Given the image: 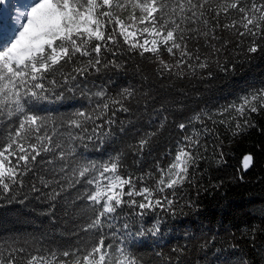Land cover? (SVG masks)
<instances>
[{
	"label": "snow or ice",
	"instance_id": "obj_1",
	"mask_svg": "<svg viewBox=\"0 0 264 264\" xmlns=\"http://www.w3.org/2000/svg\"><path fill=\"white\" fill-rule=\"evenodd\" d=\"M126 10L128 15L123 16ZM262 42L264 0H31L10 32L0 29V122L5 126L0 133V197L15 200L28 186L26 181L35 178L50 189L46 193L49 201L81 185L75 200L89 203L79 213L85 222L77 226L78 231L85 235L76 246L32 251L11 247L0 250V264H142L126 246L127 239L130 235L157 236L160 220L148 228L141 223L132 232L136 220L129 222L128 217L142 220L157 209L175 214L177 189L192 182L190 169L204 159L201 153L207 150L201 143V131L193 128L177 142L174 153L167 154L166 165L158 161L137 176L126 170L123 152L95 161L78 151L89 142L104 144L112 138L117 113L131 111L133 89L123 88L113 97L101 88L91 93L89 101L94 97L95 103L90 108L62 117L39 114L32 106L36 101L48 100L60 81L68 86L77 75L86 76L91 70L99 73L122 67L117 59H108V54L117 57L125 49L156 63L160 75L183 77L207 70L212 76L213 65L220 71L229 70L225 49L254 54ZM165 53L170 59L164 58ZM261 110L264 87L219 110L220 115L234 113L219 123L231 127L234 122L235 136L252 126L251 114ZM213 115L198 113L193 120L204 125L206 117L216 124ZM164 120L129 148L142 156L164 127ZM178 127L183 130L186 124ZM213 130L203 127L204 133ZM223 155L220 152L217 163L223 162ZM243 159L247 169L253 157ZM30 191L41 189L33 182ZM54 208L53 203L50 211ZM124 208L131 211L124 213L125 222L118 227V210ZM183 251L172 249L173 253Z\"/></svg>",
	"mask_w": 264,
	"mask_h": 264
},
{
	"label": "trees",
	"instance_id": "obj_2",
	"mask_svg": "<svg viewBox=\"0 0 264 264\" xmlns=\"http://www.w3.org/2000/svg\"><path fill=\"white\" fill-rule=\"evenodd\" d=\"M4 23L0 16V25ZM224 53L229 66L227 72L213 65L212 76L207 75V70H197L195 74L176 77L167 73L160 75L156 63L125 49L117 57L108 54V59H117L122 67H110L99 73L91 70L86 76L77 75L76 81L68 86L60 81L61 86L48 100L32 105L41 115L62 117L90 108L95 103L94 97L92 103L89 101L91 93L101 88L113 97L123 88L133 89L131 111L117 113L112 138L104 144L89 142L86 149L80 146L78 151L95 161L123 152L126 170L137 176L158 161L166 165L170 159L167 154L174 153L184 135L191 134L193 128L201 131V143L207 150L201 153L204 159L190 169L192 182L177 189L175 214L157 209L142 220L128 217L129 222L136 220L132 232L141 223L148 228L160 220L157 236L130 235L127 239L126 246L142 264H225L226 260L229 264H240L242 260L248 264H264V110L252 113L249 119L252 126L235 136L234 122L231 127L219 123L234 115H220L219 110L238 103L247 92L264 87V42L254 54H244L234 47H228ZM164 58L170 59L166 53ZM82 91L86 94L81 95ZM198 113L214 114L213 120L217 123L205 117L201 125L200 121L193 120ZM162 120L164 127L142 156L129 148L144 133L157 130ZM180 123L186 124V128L181 130ZM204 126L214 130L204 133ZM4 131V122H0V133ZM220 152L224 154L223 162L217 163ZM245 155L253 157L247 169L243 167ZM33 182L41 192L30 191ZM26 183L28 186L15 200L9 202L0 197V250L21 246L28 251L36 247L76 246L85 235L78 231L77 226L85 222L79 213L89 203L75 200L82 191L81 185L67 189L53 202L46 196L50 189L38 180L30 178ZM53 203L55 208L50 211ZM130 211L118 210V227L125 222L124 213ZM174 247L183 248V253H173Z\"/></svg>",
	"mask_w": 264,
	"mask_h": 264
},
{
	"label": "rangeland",
	"instance_id": "obj_3",
	"mask_svg": "<svg viewBox=\"0 0 264 264\" xmlns=\"http://www.w3.org/2000/svg\"><path fill=\"white\" fill-rule=\"evenodd\" d=\"M30 2L31 0H1L0 16L5 21L3 24L4 29L2 28L4 32L6 29L8 32H10L16 26L18 17L26 10ZM3 25H0V28Z\"/></svg>",
	"mask_w": 264,
	"mask_h": 264
}]
</instances>
